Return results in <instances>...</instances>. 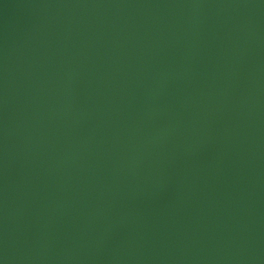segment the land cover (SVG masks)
<instances>
[{
  "label": "water",
  "instance_id": "water-1",
  "mask_svg": "<svg viewBox=\"0 0 264 264\" xmlns=\"http://www.w3.org/2000/svg\"><path fill=\"white\" fill-rule=\"evenodd\" d=\"M0 264H264V0H0Z\"/></svg>",
  "mask_w": 264,
  "mask_h": 264
}]
</instances>
